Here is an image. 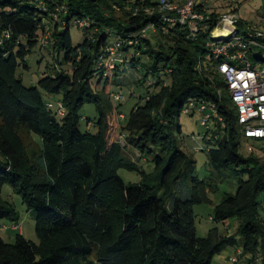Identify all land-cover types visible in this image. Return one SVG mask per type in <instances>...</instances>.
Returning a JSON list of instances; mask_svg holds the SVG:
<instances>
[{"label": "trees", "instance_id": "16d2710c", "mask_svg": "<svg viewBox=\"0 0 264 264\" xmlns=\"http://www.w3.org/2000/svg\"><path fill=\"white\" fill-rule=\"evenodd\" d=\"M63 1L66 12L52 21L29 0H0V31L11 33L0 44V219L18 223L10 216L13 204L1 194L8 185L34 214L38 238L35 243L18 233L13 242L0 237V264H210L223 249L237 246L233 235L217 228L205 237L196 236L193 205L209 202L206 181L191 176L190 195L167 204L193 165L173 133L174 120L189 102H205L221 117V122L211 120L212 126L204 127L205 140L213 144L207 150L208 162L218 175L230 172L237 180L235 192L225 193L213 206L211 219L238 218L235 234L241 248L234 264H264V219L257 212L258 197L264 193V144L259 146L261 157L253 145L247 157L238 151L239 125L230 95L207 59L210 33L222 14L208 12L203 4L198 9L205 19L191 32L161 21L158 0ZM76 19L87 20V25L80 27L83 41L73 45L68 27L71 21L77 27ZM150 24L155 30L140 36ZM44 32L48 37L42 44ZM115 37L124 42L123 60L109 69L99 65L98 56ZM128 39L135 45L126 44ZM256 40L259 46L249 50L256 49L253 57L260 58L264 35ZM36 46L48 51L54 70L25 86L16 70L20 64L27 68L26 58ZM128 68L142 71L129 89L115 87L102 95L95 88L102 77L117 83V73ZM142 86L147 89L143 102L123 114L120 105L134 95L141 99L136 89ZM114 92L124 99L115 102ZM49 99L62 104V115L47 107ZM84 103L94 104V122L80 117ZM81 119L85 130L80 129ZM127 147L138 153V161L149 162L145 156L152 155L153 170L145 173L136 161L122 157ZM121 167L138 171L140 181L124 183L116 174ZM215 184L209 183L208 190ZM108 188L112 192L107 193ZM84 190L91 203H97V211L112 216L113 228L102 224L110 241L101 249L80 218ZM115 194L120 201L112 205Z\"/></svg>", "mask_w": 264, "mask_h": 264}, {"label": "rangeland", "instance_id": "374dc122", "mask_svg": "<svg viewBox=\"0 0 264 264\" xmlns=\"http://www.w3.org/2000/svg\"><path fill=\"white\" fill-rule=\"evenodd\" d=\"M204 4L206 5L208 12H215L220 15L232 12L238 16V23L235 26L239 33L236 35V38L241 37V34L244 32H261L264 35V0H205ZM1 10L2 9L0 8V11ZM70 23L68 32L72 44L77 45L83 41L85 31L72 25V21ZM46 55H49L47 50L41 52L39 51V47L36 46L26 58L27 68L23 69L21 64L17 67L16 74L21 78L23 85L32 86L37 79L44 74V72H51L54 70L52 58ZM251 55L252 57H250V60L252 62L259 66L264 65V54L260 58H255L253 56L257 55V51L256 49H253ZM62 57L63 52H60V62L63 61ZM141 74L142 71L140 69L128 68L126 71L121 69L117 73V78H120L117 83H112V79H109L106 82V78L102 77V79L95 84V88L102 95L112 90H117L115 87L129 89L130 86L136 83ZM96 81L97 77H94L92 82L95 83ZM123 92L124 96H126L125 91ZM136 92L137 95L141 96V99H138L136 95L128 97L119 107L123 114H128L136 103L143 102L147 89L142 86L141 88H137ZM225 96H227V93H225ZM48 98V96L44 95V99ZM79 115L91 122H94L98 116L93 103H84L79 110ZM199 119L200 115L193 111L191 114L180 112L179 117L174 120L173 133L179 142L180 148L191 156L193 165L191 171L184 173L183 177L177 183L173 194L167 198V204H170L174 197L187 198L190 195L192 186L190 181L191 176L206 181L208 183L206 188L209 202L193 205L196 236L205 237L213 228H217L222 233L233 235L234 239L237 241V246L226 247L220 253L214 255L210 261V264H232L230 258L237 255V248H241L240 237L238 234H235L238 218L231 217L224 221L216 222L213 221L211 217L213 214V206L219 202L220 198L225 193L235 192L237 180L236 176L230 172H223L221 175H218L214 168L209 164L207 150L213 148V144L205 140L207 139L206 136L208 134L206 135V129L200 126ZM85 126V120L81 119L80 129L85 130ZM210 126H212L211 122ZM176 127L179 128V131H177ZM93 128L94 127L91 125L90 130H93ZM237 133V140L239 142L238 151L245 157L249 156V152L246 151V145L251 144L255 148L254 153L258 157H261L259 146L264 144V139L259 141L253 139L246 140L242 136L240 126L237 127ZM121 144L124 145V142H121ZM121 154L126 160L136 161V164L145 173H149L153 170V163L151 162L152 155L147 154L145 156L149 162H145L142 159V161H138L140 158L138 153L130 147H127ZM116 174L126 184L137 183L141 179L138 171L128 170L124 167L118 168ZM213 181L216 183L215 187L213 190H211V188L208 190L209 183H212ZM106 191L107 193L109 191L112 192L111 188L106 189ZM1 194L4 199L13 204L14 213H10V216H16L18 223L13 224L9 219L1 218L0 237L6 242H13L18 233L22 234L25 239L37 243L38 238L34 229V214L27 209L20 196L15 194L8 185L3 186ZM113 196L114 198L110 197L111 204L116 205L117 202L120 201V198L118 194ZM89 197L90 195H86L84 190L80 199V218L83 221L86 230L91 232L97 248L101 249L110 241L108 240L105 231L102 229V224L109 225L112 228L114 227V224L110 212L104 216L101 210H96V208H98L97 203H91L92 198L90 199ZM258 200H260L261 203L258 206L257 212L259 216L264 219V193L259 195ZM131 255L132 250L128 253L127 260L132 258ZM239 264H243V262H240Z\"/></svg>", "mask_w": 264, "mask_h": 264}, {"label": "built area", "instance_id": "2783aa9c", "mask_svg": "<svg viewBox=\"0 0 264 264\" xmlns=\"http://www.w3.org/2000/svg\"><path fill=\"white\" fill-rule=\"evenodd\" d=\"M205 0H158L161 21L166 24L187 27L191 32H196L197 26L205 19L203 13L198 9ZM32 4L41 7L43 11L49 13L52 21H58L62 14L66 12V4L63 0H29ZM238 16L235 13H226L218 17L215 28L211 31L208 46L210 53L207 59L212 62L213 69L219 74L225 83L230 95V102L235 110L237 124L241 127L242 136L248 140L259 141L264 139V65L259 66L250 60L248 53H252V45L259 46L256 39L262 38L261 32L249 33L247 38H236V21ZM74 24L77 27L87 25V20L76 19ZM229 28L230 35L223 41L215 37V31ZM155 30L152 24L140 30V36L147 37L148 31ZM11 33L8 29L0 31V44L9 39ZM48 32L42 33L40 42L44 44L47 40ZM214 39V40H213ZM128 45H135L136 41L128 39ZM123 41L115 37L103 48V52L98 56L99 65H107L113 69L117 62L123 60L121 47ZM139 51H134V56H138ZM127 61V60H126ZM111 97L115 102H120L124 96L120 92H114ZM48 108L56 109L58 115L63 114V106L57 100L49 99L46 102ZM193 111L200 115V125L209 128L211 120L221 122V117L213 107H209L205 102H189L183 110L184 114ZM246 151L252 152L254 148L251 144L246 145ZM232 264L237 262V257L230 258Z\"/></svg>", "mask_w": 264, "mask_h": 264}, {"label": "bare ground", "instance_id": "6f19581e", "mask_svg": "<svg viewBox=\"0 0 264 264\" xmlns=\"http://www.w3.org/2000/svg\"><path fill=\"white\" fill-rule=\"evenodd\" d=\"M229 35H230L229 28H224L223 30L215 31V37L220 38V39L222 38L226 39L229 37Z\"/></svg>", "mask_w": 264, "mask_h": 264}, {"label": "water", "instance_id": "95a60500", "mask_svg": "<svg viewBox=\"0 0 264 264\" xmlns=\"http://www.w3.org/2000/svg\"><path fill=\"white\" fill-rule=\"evenodd\" d=\"M91 1H94V0H91Z\"/></svg>", "mask_w": 264, "mask_h": 264}]
</instances>
